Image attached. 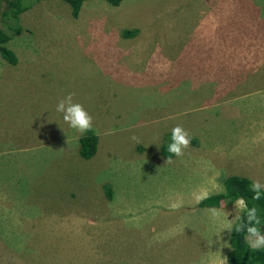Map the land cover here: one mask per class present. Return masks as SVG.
<instances>
[{
    "label": "rangeland",
    "instance_id": "1",
    "mask_svg": "<svg viewBox=\"0 0 264 264\" xmlns=\"http://www.w3.org/2000/svg\"><path fill=\"white\" fill-rule=\"evenodd\" d=\"M27 1L17 62L0 52V264H229L241 210L199 202L264 184V0ZM70 93L88 159L56 111ZM178 125L190 147L166 157Z\"/></svg>",
    "mask_w": 264,
    "mask_h": 264
},
{
    "label": "trees",
    "instance_id": "2",
    "mask_svg": "<svg viewBox=\"0 0 264 264\" xmlns=\"http://www.w3.org/2000/svg\"><path fill=\"white\" fill-rule=\"evenodd\" d=\"M71 6L74 16H78L84 2L87 0H63ZM112 6H118L123 0H106ZM6 6L1 10L2 3ZM30 2L27 0H0V14L3 25L0 26V52L1 55L9 62L16 63L17 56L13 50L7 46V42L11 39L13 32H19L20 15L24 10H27ZM132 34L133 31L127 30L124 32ZM80 155L85 158L93 157L98 149V135L94 130L82 134L79 138ZM162 153L166 157L174 155L168 151V146H162ZM254 180L247 176L232 174L223 179L224 188L222 191L210 194L204 197L199 204L201 206H221L222 204H233L239 199H244L248 208L256 207L261 224L258 227L264 233V190H262L261 198L253 200V191L251 185ZM246 211L241 210L239 219L236 220L230 234V249L227 253V262L229 264H264V248L252 251L245 242V233L236 231V228L241 223H246Z\"/></svg>",
    "mask_w": 264,
    "mask_h": 264
},
{
    "label": "clouds",
    "instance_id": "3",
    "mask_svg": "<svg viewBox=\"0 0 264 264\" xmlns=\"http://www.w3.org/2000/svg\"><path fill=\"white\" fill-rule=\"evenodd\" d=\"M56 111L63 114V120L77 132L83 134L93 130V117L84 108V106L78 102H74L73 94H68L66 97L59 100ZM133 140L136 137H132ZM191 136L182 126H175L171 130V143L168 145V151L176 157L184 155L186 149L190 147ZM251 190L254 193L253 200H259L261 198L262 190H264V184L260 181H253ZM236 208L245 210L246 223H241L237 226L236 231L245 233V242L248 244L252 251H257L264 248V233L258 225L261 224L260 217L258 216V209L256 207L248 208L244 199H239L235 203ZM211 216L215 220H220L223 213L218 209L210 210ZM239 219V217H237ZM231 231L232 225L229 223L226 225ZM220 264H226L225 261H221Z\"/></svg>",
    "mask_w": 264,
    "mask_h": 264
}]
</instances>
